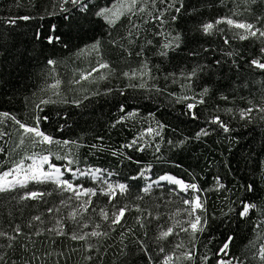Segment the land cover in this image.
Listing matches in <instances>:
<instances>
[{
	"label": "trees",
	"instance_id": "obj_1",
	"mask_svg": "<svg viewBox=\"0 0 264 264\" xmlns=\"http://www.w3.org/2000/svg\"><path fill=\"white\" fill-rule=\"evenodd\" d=\"M113 2L93 0L98 6ZM172 3L155 0L153 6L152 0H141L138 6H146L144 12L125 15L109 27L91 15V23L80 19L69 26L62 14H51L59 13L58 0H0V112L29 126L35 125L37 116L47 117L40 121L41 131L61 141L34 143L29 134L20 145L23 130L13 120L0 117L4 134L0 136V173L28 157L49 155L62 170H106L104 179L95 180L67 173L66 179L74 184L99 189L106 187L101 180H107L128 186L111 203L105 195L92 197V205L78 223L68 218V212L80 202L69 200L72 194L59 191L52 182L31 181L27 187L0 192V230L13 234L16 224L22 228L12 248L0 249L8 264H163L169 255L171 264H204L205 255L207 264L220 259L264 264L259 250L264 244V112L258 111L264 107V71L250 64L253 59L264 61L260 51L264 42L254 37L240 40L237 29L223 23L210 35L202 28L223 17L248 22L260 18L262 25L264 0H176L175 7L183 5L179 13L169 7ZM161 12L163 23L155 19ZM25 15L33 18L7 23L9 17ZM52 25L57 27L56 35L64 36L66 47L35 39L37 30L46 36ZM176 36L179 47H175ZM96 40L100 41L98 51L90 47ZM170 42L172 47L166 48ZM49 59L57 63L48 65ZM101 63L109 67L92 71ZM134 71L135 77L124 75ZM88 72L91 76L81 79ZM57 79L61 84L54 95L50 85ZM201 98L204 103H199ZM41 100L51 102L41 104ZM189 103L196 105L191 113ZM248 108L253 109L251 114L241 118V110ZM216 116L230 131L211 122ZM149 128L155 130L151 135ZM202 129L209 134L196 139ZM134 139L133 147H124ZM65 140L74 143L65 145ZM64 157L74 163L68 165ZM149 166L144 177L133 179ZM166 174L196 183L201 191L183 192L174 184L159 183L149 193L143 192L148 182ZM249 184L254 192L246 190ZM34 190L52 194L43 200L16 199ZM195 195L204 204L199 212L202 220L207 219L204 231L193 239L177 227L167 240H157L161 230L189 219L183 200ZM242 201L258 207L241 217ZM124 206L128 210L120 224L110 225L100 218V209L111 215ZM48 208L61 211L49 213ZM36 215L43 223L32 221ZM57 219L64 220L65 235L46 230ZM85 223L88 227L81 228ZM97 223L106 236L71 239L74 231L90 233ZM37 231L42 234L35 235ZM229 237L228 255H217ZM8 243L0 237V245ZM178 244L183 247L177 248ZM189 250L194 253L192 261L182 258Z\"/></svg>",
	"mask_w": 264,
	"mask_h": 264
},
{
	"label": "snow or ice",
	"instance_id": "obj_2",
	"mask_svg": "<svg viewBox=\"0 0 264 264\" xmlns=\"http://www.w3.org/2000/svg\"><path fill=\"white\" fill-rule=\"evenodd\" d=\"M141 0H114L113 3L110 5H105V6H98L97 4L93 3V0H58V8H59V13H51L52 15H57V14H62V19L63 21L67 22L69 26H71L73 23L79 24V20L83 19L85 23H91L90 15L92 17L98 18L100 20H103L106 24H108L109 27H114L115 24L117 23L118 20H120L121 17L132 14L135 15L140 12H144L146 10L145 7H139L138 5L140 4ZM162 3L165 2V0H161ZM252 3H255L256 0H251ZM176 0H173V3L169 5V7L175 8V11L177 13L180 12L181 8L183 7L182 3L180 7H175ZM153 6L155 5V0H152ZM164 11H167L165 9ZM79 14V18H77L76 14ZM150 14V13H149ZM164 13L161 12L160 15L155 17V19L160 20L161 23H163V17ZM33 17L30 16H20L16 18L9 17L7 20V23L9 25H15L17 20H24L28 21L32 19ZM43 19V17H41ZM173 20L176 19V16L172 17ZM260 18H257L259 21ZM227 24L230 28L233 29H238L242 30V33H237L236 35L240 40H246L249 39L250 37H258V38H264V28L262 27H257L255 24L251 22H244V21H238L236 19H233L232 17H223L220 19H217L214 22H209L205 23L202 28L203 32L207 35L212 34L213 30L216 28L217 25L219 24ZM81 28H83V25H79ZM136 25L133 24V28H135ZM220 31H223V29H219ZM57 32V27L55 25H52L49 28V34L48 35H43V33L39 30L35 33V39L37 40H44L50 45H55V44H64L66 47L67 45L64 43V36L63 35H56ZM131 35V33H129ZM179 36H176L174 38L175 40V47H179ZM225 43H228V39L225 38ZM93 50L98 51L100 47V41L96 40L93 42V44L90 46ZM166 48L172 47V42L169 44L165 45ZM261 53H264V48L260 49ZM161 55H167L166 52H162ZM231 55V54H229ZM48 65H55L57 62L55 60L49 59L47 61ZM250 64L254 66L257 69H260L264 71V61H261L260 59H253L251 60ZM109 65L106 63H101L99 64L98 68H94L92 71H99V69L102 68H108ZM91 72H88L87 74H82L81 79H87L89 76H91ZM193 74H195L193 72ZM125 76H129V78L135 77L136 72L134 71L131 73V75L127 72L124 73ZM105 77L101 76V79H104ZM79 83V81H76ZM61 81L56 80L53 84L50 85V88L53 90L54 95H58V89L60 87ZM144 85H140V87H143ZM134 87V85H133ZM207 89H204V92L207 93ZM184 99H187L185 97ZM226 99V97H225ZM51 101L48 100H41V104H47ZM199 103H204V100L201 98L199 100ZM39 107V105L37 106ZM188 109L191 110L196 107L195 104L189 103L187 105ZM42 110V109H41ZM123 111V108L121 109ZM228 111H231L229 109ZM253 111L252 108H248L246 110H241V118H245L247 115H250L251 112ZM260 112H264V107H261L258 109ZM132 115V114H129ZM194 115V114H193ZM0 117H4L6 119H11L13 120L17 125H19V128L23 130L21 139H20V145L24 144V136L31 134L33 138L34 143H47V144H53V143H61V141L54 140L52 136L45 134V132L41 131L39 124L41 119L46 120L47 117H36V123L34 126H29L25 123H22L21 121L17 120L15 116H11L8 112H0ZM195 118V117H194ZM123 119V118H122ZM120 121H117L119 123ZM212 123L218 124L220 128L223 129L224 132L230 131V129L227 127V125L220 120L218 116L213 117ZM0 123H3L2 120H0ZM160 129H163V125L159 126ZM155 131L152 128H149L147 130V133L151 135ZM157 135H159V132H156ZM209 132L207 130L202 129L200 132L196 133V139H199L201 136H207ZM4 135L3 133H0V136ZM36 138H39L37 140ZM70 141H63V144L68 145ZM137 143V140L134 139L130 144L125 145L124 147L131 148L133 145ZM181 144L184 143V141L180 142ZM19 147V145H18ZM95 147V146H93ZM138 151H142V148H138ZM159 150V149H157ZM0 151H3V149H0ZM57 159H61V157L57 156ZM28 159H32L33 163L29 164L27 166V169L23 168V161L20 162V164H17L15 169L9 170L4 173H0V192H11L15 190L17 187H27V184L29 181H35L36 183H46V182H52L56 185V188L61 191V192H66V193H71L72 195L68 198L69 200L75 199L76 201H79L80 203L72 208L71 211L68 212V218H70L73 222H79V219L82 218L83 214L86 213L89 209V207L92 205V197L97 196L98 194L100 195H105L109 197V202L111 203L113 200L116 199L117 194H123L127 191V185L124 183H119L116 185H113L112 183L108 182L107 180H101V183L105 184L106 187L102 188H85L83 184H74L72 181L68 179H63L65 173H71L74 178H76V173H79V176H89L91 175L92 178L95 180L98 178L97 174H102L106 170L102 169H89L88 171H83L80 169H75L73 170L71 167H65L64 170H61V167L56 166L55 164H52L49 155H44L39 157V163L36 162L33 157H28ZM63 159H67L68 165H71L74 163L73 160L68 159L67 157H64ZM129 161H132V157H127ZM136 163H139V161H136ZM44 164H48L49 168L51 171H45L43 168ZM150 171V166L148 168H141L139 170L138 176L133 177V179L141 178L145 176V173ZM23 173V178H18L20 173ZM110 175V173H109ZM13 177V179H8V177ZM159 181H168L174 185H177L180 191L187 192L189 190H192L196 193H199L201 189L198 187L196 183H186L182 179H178L172 175H162L158 178V181H153L152 183H149L143 188L144 193H149L152 184L153 183H159ZM217 183L219 184V178L217 177ZM220 187H223L222 184H220ZM249 193L255 191V187L252 184L247 185L246 189ZM52 193H46L40 190H34V191H28L25 192L24 194L20 195L18 198V202H22L25 200H43V198L46 195H51ZM86 198V199H85ZM61 204L64 206H67V202L64 200H61ZM183 204L187 205L183 211L187 214L189 219L187 221H175L174 224L170 227H167L164 230H161L159 232V235L157 237V240H167L169 236H172L176 234L174 232V229L179 227L181 231L190 233L195 239V235L197 232H203L204 227L207 225V219L204 218L202 220V216L197 214L198 212H203L204 211V204L201 201L200 195L194 196L192 199H185L183 200ZM242 208L239 213L241 217L248 216L250 211L253 209H256L258 206L255 203L251 202H241ZM128 210L127 206L120 207L116 211L112 212L111 215L109 214L108 211L104 209H100L99 215L100 218L103 221H109L110 225H116L120 224L121 220L125 216L126 211ZM47 211L49 213L52 212H60V208H48ZM178 215V213L174 214ZM32 221L40 222L43 223L42 217L40 215H36L32 217ZM187 224V227H184L183 225ZM29 227H32V223H29ZM81 228H87L88 224H81ZM101 225L99 223L94 225V230H92L90 233H76L75 231L71 235V239L73 240H86L88 237H100V236H106L107 232H101L98 231L100 229ZM48 232H54L56 235H65L64 231V220L63 219H57L55 221V226L46 229ZM12 233L9 234L6 231L0 230V237L8 240L10 243L7 245H0V249L3 247H8L12 248L14 246V243L17 240V237L22 234V228L19 224H16L12 228ZM42 233L40 231H37L35 235L39 236ZM232 238L229 237L228 240L223 244V246L219 249L217 255L224 254L228 255V248L229 244L231 243ZM177 248L183 247L182 244H178L176 246ZM147 251L146 249H144ZM160 251L163 252L164 248L161 247ZM5 255L6 254H0V264H8V262L5 260ZM181 257H176V259H180ZM182 258L188 261L194 260V253L189 250L185 251L182 254ZM87 259H91V257H87ZM204 261V264H207V261L209 257L205 255L204 257L201 258ZM173 261V256L169 255L166 256L164 259L163 264H171ZM30 264V262H28ZM217 264H232L231 260H224L220 259L217 261Z\"/></svg>",
	"mask_w": 264,
	"mask_h": 264
},
{
	"label": "rangeland",
	"instance_id": "obj_3",
	"mask_svg": "<svg viewBox=\"0 0 264 264\" xmlns=\"http://www.w3.org/2000/svg\"><path fill=\"white\" fill-rule=\"evenodd\" d=\"M243 10H247V8H244ZM233 19H236V18H233ZM236 20H238V21H244V22H248V21H246V20H243V19H236ZM251 23H253V24H255L257 27H262V28H264V24H262V25H260V23L258 22V21H255V22H251ZM227 25V24H226ZM242 33V30H238L237 29V31H236V34L237 33ZM254 38H258V37H254ZM258 39H260V40H262L263 42H264V38H258ZM44 156V155H43ZM39 157H41V156H38V157H33V159H35L36 160V162L37 163H39ZM50 159V158H49ZM33 163V160L32 159H28L27 161H25V162H23V168L24 169H27V166L29 165V164H32ZM16 167H14V168H12V169H15ZM43 168H44V170L45 171H51V169L49 168V165L48 164H44L43 165ZM11 169V170H12ZM89 169H91V168H87V169H84L83 171H88ZM62 170V169H61ZM95 170V169H94ZM9 171V170H8ZM63 171V170H62ZM7 172V171H6ZM66 174H67V172L65 173V175H64V177H63V179H66ZM71 174V173H70ZM71 176H72V174H71ZM79 176V173L77 172L76 173V177H78ZM97 176H98V178H102V179H104V177H103V175L102 174H97ZM84 177H90V178H92V176L91 175H89V176H84ZM18 178H23V173L21 172L20 173V175H19V177ZM97 178V179H98ZM8 179H13V177H8ZM156 181H158V179L156 180ZM29 182H31V181H29ZM28 182V183H29ZM149 183H152V182H148L146 185H148ZM159 183H170V182H168V181H159ZM159 183H153V184H159ZM152 184V185H153ZM170 184H172V183H170ZM114 185V184H113ZM176 187L178 188V186L176 185ZM179 189V188H178ZM188 192V191H187ZM196 196V195H195ZM197 214H199V212L197 213ZM200 215V214H199ZM260 250V254H262V255H264V244L262 245V247L259 249ZM232 264H240V263H232Z\"/></svg>",
	"mask_w": 264,
	"mask_h": 264
}]
</instances>
